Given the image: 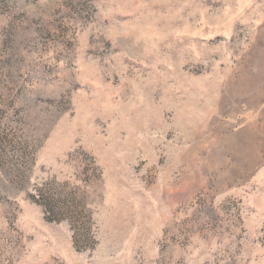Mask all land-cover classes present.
Masks as SVG:
<instances>
[{"label": "rangeland", "instance_id": "374dc122", "mask_svg": "<svg viewBox=\"0 0 264 264\" xmlns=\"http://www.w3.org/2000/svg\"><path fill=\"white\" fill-rule=\"evenodd\" d=\"M0 264H264V0H0Z\"/></svg>", "mask_w": 264, "mask_h": 264}]
</instances>
